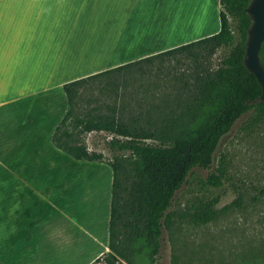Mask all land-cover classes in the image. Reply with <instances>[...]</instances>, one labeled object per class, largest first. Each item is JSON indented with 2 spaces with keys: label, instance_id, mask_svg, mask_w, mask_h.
<instances>
[{
  "label": "crops",
  "instance_id": "1",
  "mask_svg": "<svg viewBox=\"0 0 264 264\" xmlns=\"http://www.w3.org/2000/svg\"><path fill=\"white\" fill-rule=\"evenodd\" d=\"M219 7L0 0V264H90L108 251L110 167L51 141L62 84L215 33Z\"/></svg>",
  "mask_w": 264,
  "mask_h": 264
},
{
  "label": "trees",
  "instance_id": "2",
  "mask_svg": "<svg viewBox=\"0 0 264 264\" xmlns=\"http://www.w3.org/2000/svg\"><path fill=\"white\" fill-rule=\"evenodd\" d=\"M248 2L218 0L219 29L215 33L62 84L68 107L51 134L53 145L74 159L103 162L101 153L87 150L77 134L107 131L112 134L108 148L119 153L105 162L111 169L108 251L94 261L103 258L105 264H132L124 250L132 249L131 244L139 241L153 262L160 246L161 229L169 227L173 216L186 218L193 224H205L216 220L231 206H240V199L236 198L215 208L218 197L213 196L193 202L177 214L167 210L175 191L196 167L210 168L205 184L213 187L221 184L225 171L222 158L212 167L213 157L222 136L242 114L250 112L254 119L264 120V100L253 102L260 94L259 84L241 62L249 26L244 12ZM228 17L235 22L236 36ZM221 47L228 50L214 70L196 69L199 63L195 61L191 73L182 75L180 91L144 111L146 127L134 124L133 120L121 122L109 114L73 115L78 89L87 81L155 58L162 60L184 54L196 59L203 53L210 56ZM263 51L264 36L258 52L264 68ZM78 126L77 134L67 129ZM145 139H157L159 143H146Z\"/></svg>",
  "mask_w": 264,
  "mask_h": 264
},
{
  "label": "rangeland",
  "instance_id": "3",
  "mask_svg": "<svg viewBox=\"0 0 264 264\" xmlns=\"http://www.w3.org/2000/svg\"><path fill=\"white\" fill-rule=\"evenodd\" d=\"M228 21L236 36L234 20L228 17ZM227 50L221 47L210 56L203 53L196 59L184 54L162 60L155 58L87 81L78 89L73 115L109 114L121 122L133 120L134 124L146 127L144 111L180 91L182 75L191 73L195 61L199 63L196 69L214 70ZM67 129L77 134L80 126ZM111 136L107 131L77 134L90 151L101 153L103 162L119 155L108 148ZM144 141L159 143L157 139ZM220 157L225 170L221 184L218 187L205 184L210 168L196 167L175 191L167 210L177 214L191 203L213 196L218 197L215 208L236 198L240 199V206H231L216 220L205 224H193L186 218L173 216L169 227L161 229L160 246L153 262L139 241L131 244L132 249L124 250L132 264H264L261 252L264 249V120L254 119L250 112L242 114L220 139L212 167ZM91 264L105 263L101 258Z\"/></svg>",
  "mask_w": 264,
  "mask_h": 264
},
{
  "label": "water",
  "instance_id": "4",
  "mask_svg": "<svg viewBox=\"0 0 264 264\" xmlns=\"http://www.w3.org/2000/svg\"><path fill=\"white\" fill-rule=\"evenodd\" d=\"M248 16L249 26L246 29L242 64L251 73L260 87V94L253 102L264 100V68L259 60L258 52L264 36V0H249L244 8Z\"/></svg>",
  "mask_w": 264,
  "mask_h": 264
}]
</instances>
